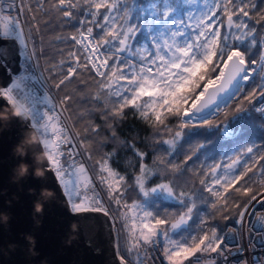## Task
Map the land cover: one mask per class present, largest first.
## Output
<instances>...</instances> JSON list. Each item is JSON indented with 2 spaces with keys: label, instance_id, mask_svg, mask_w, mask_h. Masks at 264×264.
Wrapping results in <instances>:
<instances>
[{
  "label": "snow or ice",
  "instance_id": "snow-or-ice-1",
  "mask_svg": "<svg viewBox=\"0 0 264 264\" xmlns=\"http://www.w3.org/2000/svg\"><path fill=\"white\" fill-rule=\"evenodd\" d=\"M69 29L45 48V31ZM10 44L23 65L8 73L0 57L11 78L0 99L52 137L48 170L81 201L74 213L115 207L118 264H153L154 251L167 264H264V0H0V50ZM46 55L66 58L42 70ZM73 80L95 91L51 94ZM129 113L150 141L136 129L120 140ZM92 144L119 145L135 163L113 168L116 152L93 161Z\"/></svg>",
  "mask_w": 264,
  "mask_h": 264
},
{
  "label": "water",
  "instance_id": "water-1",
  "mask_svg": "<svg viewBox=\"0 0 264 264\" xmlns=\"http://www.w3.org/2000/svg\"><path fill=\"white\" fill-rule=\"evenodd\" d=\"M16 52L0 50L8 73L19 68ZM9 79L0 67V87ZM14 109L0 99V264H118L109 216L73 212L34 128Z\"/></svg>",
  "mask_w": 264,
  "mask_h": 264
},
{
  "label": "trees",
  "instance_id": "trees-1",
  "mask_svg": "<svg viewBox=\"0 0 264 264\" xmlns=\"http://www.w3.org/2000/svg\"><path fill=\"white\" fill-rule=\"evenodd\" d=\"M44 19H47V18L45 17ZM71 31H73V29H69L66 33H60L58 31H45L43 33V38L45 40V48L48 47V43L47 42L50 41V40H53L56 35L69 34ZM53 47L54 48H58V47H63V46H61V45H53ZM65 58H66L65 56H49V55H46L43 58H41V60H40V68L42 70L43 69H47L48 67L56 64L57 60H63ZM57 71H59V68H57ZM45 74L46 75H51V73H47V72H45ZM60 78H62V77H53L51 82L54 84V83L58 82V79H60ZM84 79L87 80V79H89V77H84ZM53 90H54V93H55L57 99L59 100L65 95V92H69V93L74 92V93L79 94V95H83L85 91L94 92L95 91V85L90 83L87 89L81 90L80 85L78 84V82L76 80H73L71 83H69L67 85V87L64 90H55V89H53ZM235 103H236V101L233 102V104H235ZM226 111L228 112V114L230 116V115H232L233 109L230 106L229 108L226 109ZM225 118L226 117L221 115L220 117H217L216 119L217 120H223ZM125 121L126 122L123 123L122 127L120 129H118V133L120 134V140L121 141H123V140H125V139H127L129 137L137 136V133H138V136H137L138 139H143L144 137H148L149 141L151 140V133H150L148 127L144 123H142L134 113H129L125 117ZM95 122L97 124L100 123L99 117L96 118ZM169 123H170V126H173L176 122L175 121H170ZM74 127H75V130L77 132H81L82 128H83V125H74ZM133 129H136L137 133H134ZM125 134H127V135H125ZM162 138L163 139H169L171 137L170 136H165V137H162ZM136 147H137V149H139L141 151H149V149L146 148L141 143H137ZM93 149H98V146L95 145V144H92L91 147L89 148V150L93 151ZM112 152H116V153L119 154L118 155L119 163L114 162L112 164V166H113V168H120L121 172L124 171V168L120 167L121 164L128 165L129 163H132V164L135 163L131 152L122 150L119 147V145L114 147L112 144H109L107 147H104L103 149H98L96 151H93L92 159H93V161H97V160L101 159V154L102 153H112ZM180 159H182V157ZM129 170L131 171V169H129ZM130 183H131V181H130ZM197 187H199V185H197ZM225 195H227V194H225ZM234 198L235 197H233L232 199H234ZM140 199H141V197L136 192H130L128 194L129 203H131L133 200L139 201ZM71 201H74V200H71ZM210 203H211V201H210ZM210 203H209V208L208 209L201 208V215L206 216L210 220V224H211L212 217L209 215V213H211V212H213L215 210L211 209ZM235 212H236V210L232 209V215H235ZM215 219L218 220L221 224L224 223L222 214H218L215 217Z\"/></svg>",
  "mask_w": 264,
  "mask_h": 264
},
{
  "label": "built area",
  "instance_id": "built-area-1",
  "mask_svg": "<svg viewBox=\"0 0 264 264\" xmlns=\"http://www.w3.org/2000/svg\"><path fill=\"white\" fill-rule=\"evenodd\" d=\"M31 46V45H30ZM18 62L19 64L23 65V60L21 57L18 58ZM26 67V65H24ZM20 71V67L15 71V72H11L13 74L17 73ZM11 83V78L9 79V81L7 82V84H10ZM5 87H6V84L4 86H1L0 87V91H3L5 90ZM14 94H15V90H14ZM52 95H54L56 97V95L54 94V90H52L51 92ZM57 98V97H56ZM58 100V99H57ZM59 107V106H58ZM15 108V106H14ZM51 114V113H50ZM62 126V125H61ZM34 130H35V133L39 139V141L41 142L42 146H43V150H44V153H45V156H46V159L48 161V157L50 155L49 153V150L47 148L44 147L43 145V142L45 139H51L52 137H48V136H45V135H42V133L40 131H38L35 127H33ZM85 164H86V167L88 166V162L85 161ZM47 165L49 166V161L47 163ZM57 178V177H56ZM66 178H70V177H66ZM58 179V178H57ZM73 203H81V201H76V202H73L71 200L68 199V204L70 206V208L72 209V204ZM86 207H89L91 206L90 204H86L84 205ZM106 207H110V217H112L111 220L115 219V216H116V211L109 205H106ZM115 211V212H114ZM112 229H113V234H114V237H116L118 235V229L117 227L115 226H112ZM115 230V231H114ZM246 231V229H242V230H239V236H240V240H241V245L245 248V256L248 257L249 256V253H248V241L247 239L244 238V232ZM114 242L116 243L115 239H114ZM120 254V253H119ZM152 255L154 257H156L155 261L153 262V264H167V262L165 260H161L159 257H160V252L159 251H154L152 253ZM230 259V264H235V259L234 258H229ZM186 264V263H185Z\"/></svg>",
  "mask_w": 264,
  "mask_h": 264
},
{
  "label": "clouds",
  "instance_id": "clouds-1",
  "mask_svg": "<svg viewBox=\"0 0 264 264\" xmlns=\"http://www.w3.org/2000/svg\"><path fill=\"white\" fill-rule=\"evenodd\" d=\"M14 115L15 116H19L21 117L23 114H22V110L19 108V107H16L15 106V109H14Z\"/></svg>",
  "mask_w": 264,
  "mask_h": 264
},
{
  "label": "rangeland",
  "instance_id": "rangeland-1",
  "mask_svg": "<svg viewBox=\"0 0 264 264\" xmlns=\"http://www.w3.org/2000/svg\"><path fill=\"white\" fill-rule=\"evenodd\" d=\"M76 201H78V200H74L73 202H76ZM112 208L116 211V209H115L114 207H112ZM115 211H114V212H115ZM115 213H116V212H115ZM108 216H109V218H110V221H112V220H111L112 217H110V215H108ZM111 226H112V225H111ZM112 230H113V229H112ZM114 231H115V230H114ZM114 244H115V242H114ZM115 254H116V256L119 255V253H117L116 249H115Z\"/></svg>",
  "mask_w": 264,
  "mask_h": 264
},
{
  "label": "bare ground",
  "instance_id": "bare-ground-1",
  "mask_svg": "<svg viewBox=\"0 0 264 264\" xmlns=\"http://www.w3.org/2000/svg\"><path fill=\"white\" fill-rule=\"evenodd\" d=\"M55 94V93H54ZM70 207V206H69ZM112 219V218H111ZM114 220V219H113ZM112 226H114L112 223H111Z\"/></svg>",
  "mask_w": 264,
  "mask_h": 264
}]
</instances>
